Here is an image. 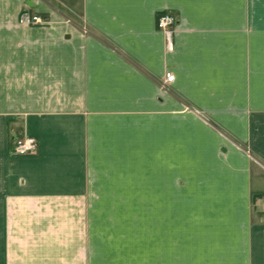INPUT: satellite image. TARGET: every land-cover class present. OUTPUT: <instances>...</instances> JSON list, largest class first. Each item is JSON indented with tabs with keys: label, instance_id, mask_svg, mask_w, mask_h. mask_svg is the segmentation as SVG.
Wrapping results in <instances>:
<instances>
[{
	"label": "crops",
	"instance_id": "1",
	"mask_svg": "<svg viewBox=\"0 0 264 264\" xmlns=\"http://www.w3.org/2000/svg\"><path fill=\"white\" fill-rule=\"evenodd\" d=\"M0 264H264V4L0 0Z\"/></svg>",
	"mask_w": 264,
	"mask_h": 264
},
{
	"label": "built area",
	"instance_id": "2",
	"mask_svg": "<svg viewBox=\"0 0 264 264\" xmlns=\"http://www.w3.org/2000/svg\"><path fill=\"white\" fill-rule=\"evenodd\" d=\"M19 22L24 26H43L48 20L40 14L33 13L30 10H24L19 15ZM177 20L175 16L169 12H161L157 17V28L165 33L167 38V48L169 52L174 50V34L176 31ZM174 81L172 72H167L165 80L161 83V89L166 91L170 84ZM38 140L34 137H25L23 139L14 140L11 145V154L13 156H32L38 152Z\"/></svg>",
	"mask_w": 264,
	"mask_h": 264
},
{
	"label": "rangeland",
	"instance_id": "3",
	"mask_svg": "<svg viewBox=\"0 0 264 264\" xmlns=\"http://www.w3.org/2000/svg\"><path fill=\"white\" fill-rule=\"evenodd\" d=\"M252 2H262L264 4V0H251ZM137 183V196L140 195V191H142L143 189V182H136ZM142 196V195H141ZM139 196V197H141ZM142 198V197H141ZM140 242H142V239L140 240Z\"/></svg>",
	"mask_w": 264,
	"mask_h": 264
}]
</instances>
